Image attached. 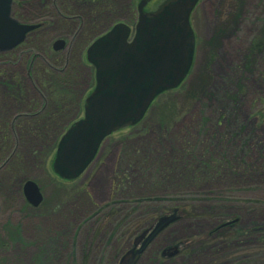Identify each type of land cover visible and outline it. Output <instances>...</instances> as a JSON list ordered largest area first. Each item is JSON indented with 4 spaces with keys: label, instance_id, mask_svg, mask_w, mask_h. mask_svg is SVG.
Listing matches in <instances>:
<instances>
[{
    "label": "rangeland",
    "instance_id": "1",
    "mask_svg": "<svg viewBox=\"0 0 264 264\" xmlns=\"http://www.w3.org/2000/svg\"><path fill=\"white\" fill-rule=\"evenodd\" d=\"M234 1L208 0L204 5L195 8L192 24L197 35V46L195 62L188 77L177 88L157 96L144 117L137 124L109 135L100 145L93 161L72 182L59 180L49 173V168L47 175L34 168V155L31 152L32 149H37L36 153L40 151L42 156L43 153H48V162L53 152L51 145L59 140L74 121L82 117L84 98L92 89L94 69L92 67L91 69L88 68L84 55L82 57L83 61L81 60L80 63L76 60L78 51L82 52L92 40L104 33L120 16H126L128 13L125 8H119L116 5L111 7L98 6L96 7V14L94 13L96 15L95 21L85 22L82 34L74 39L71 35H67V42L69 45L73 42L72 48L77 52L73 57L74 67L78 71V80L75 84L78 89L80 110L76 115L74 110H70L68 114L64 108L63 116L59 117L58 120L46 119L40 121L39 126L45 128L40 130V133L39 131L36 134L23 132L18 135L19 148L16 158L11 159L12 169H2L0 171V206L2 207L0 211V229L7 221L19 223L23 242H17L1 249L0 264H34L33 259L35 255L39 254L43 246L46 251L41 261L42 264H112L108 261L114 253L115 247L121 245L118 242L120 239L114 242V238H109V234L115 229L113 222L104 227L102 231L98 230L96 238L92 237V233H88V229L91 224L96 222L93 231L96 230L99 224L102 223L98 221L101 216L90 217L91 214H88L90 205H83L82 210L85 213L77 222L71 221L68 217H65V220L62 217L63 213H66L62 202L65 199H76L78 193H74L70 189L74 186L76 189L78 187L85 190L90 204L93 203L99 206L107 203L111 199L112 177L116 173L119 152H123L127 145L129 147L123 155L125 159L129 158L130 146H148L157 150L160 147L162 149L177 147V138L184 137L183 131H186L192 141L194 138L196 139V148L200 141L212 138L214 143L220 147L219 151L224 148L228 156H234L235 150L238 149L241 156L246 157L248 155V160L254 162V164L258 162L264 168V52L259 61L261 77L251 75L247 81L243 80L246 90L239 95L236 101H233V94L238 89L242 77V72L237 71L238 62L240 63L244 59L248 40L258 36L262 23L254 22V17L259 14V18L264 19V10L263 8H254L257 0H244L240 7L242 16L240 22L229 25L224 33L227 37L221 40V38H218L220 36L218 32L222 23L221 20H229L228 15L232 14L230 5ZM54 24L53 27L48 28L47 32L45 31V34L43 33L41 36L33 35L29 38L31 48L40 52V55L41 52H46L47 47L57 36L66 34V31L72 29L70 23L56 22ZM66 50L68 51L67 47ZM24 67L20 62L15 65L7 62L0 66V80H9L15 76L26 79ZM65 78L70 79L71 77ZM26 89V95L33 96L35 94L31 89L27 87ZM3 90L0 87L1 114L10 112L14 108L12 99ZM63 102H66L68 107L71 106L68 97L63 99ZM162 122H167V127L163 128ZM235 132L237 135L233 137L232 135ZM156 156L155 152V156L151 160H154ZM12 160H14V163H12ZM154 163L152 161V170L158 167L154 166ZM137 166L140 168L139 162ZM162 175L165 183L163 187H165L167 184L169 185L170 176L165 172ZM261 176L260 179L263 180ZM182 177L183 175L178 178ZM26 178L36 181L41 186L44 197L43 205L39 209L29 210L25 207L27 217L23 218L16 198L20 202L18 187ZM148 180H151L150 175L140 180L141 183L138 184V188L137 184L135 187L129 188L130 194L123 196L124 200L127 199V202L123 201L121 205L124 210L133 208L134 205L129 202L131 200L129 197L141 196L144 193L143 191L146 190L145 185ZM261 180L259 181L257 177H254L248 183L240 184L236 182L240 185L232 187L223 185L219 188L236 197L264 201V180L262 182ZM200 184V189L206 191L211 189L210 185L212 184L209 181ZM148 185V191L151 190L153 196L163 197V195H166L165 199L172 197L170 194H163V190L158 191L150 184ZM153 190L158 192L155 193ZM192 196L211 198L212 194L196 193ZM58 203L60 205H55ZM164 203L166 202L157 201L152 206L156 208ZM252 204H247L248 207L250 206L248 210H253L251 208ZM260 208H263L262 205H256L255 210H260ZM135 213L136 211L133 215ZM250 213L252 214V212ZM165 214H168V212L162 215ZM50 215H59V217L51 218ZM133 215L129 218L134 219ZM259 215L263 216L264 213ZM248 219L245 216L242 224L246 225ZM209 224L208 219L204 217L176 215V219L154 239L149 251L163 248L161 256L170 258H166L164 261L167 264H174L184 259L189 263L191 262V264H204L209 255V249H205L204 245L198 246V249H196H203L202 254L199 255L197 254L199 251H196L187 258L178 254L175 255L177 252L174 255H167L162 252L175 246V242H184L185 239L191 236L207 231ZM61 231L67 235L64 241L54 242V239H48L50 234ZM3 232L0 230V234H3ZM44 236L45 239L42 242ZM131 246L132 241L125 247L121 255ZM179 248L180 246L177 247V251ZM121 255L115 264L118 263ZM153 261L154 259H150L144 253L136 264L157 263Z\"/></svg>",
    "mask_w": 264,
    "mask_h": 264
},
{
    "label": "trees",
    "instance_id": "2",
    "mask_svg": "<svg viewBox=\"0 0 264 264\" xmlns=\"http://www.w3.org/2000/svg\"><path fill=\"white\" fill-rule=\"evenodd\" d=\"M243 2L244 0H235L230 5L231 15L238 20L242 17L240 7ZM254 8H263L264 10V0H257ZM254 22H261L262 26L260 27L258 36L248 40L244 59L240 62L241 64L238 62L237 71L242 72V77L240 78L241 82L238 84V89L234 93L236 100L246 90L243 80L247 81L251 75L261 77L259 66L260 58L255 57L254 60L250 54H257L259 52L258 43L264 40V19L259 18V14H257L254 17ZM263 52L264 49L259 53L262 55ZM68 74L71 77V71ZM65 76V74L58 75L49 72L46 74V78L50 80H65ZM161 124L163 128L168 125L167 122H162ZM183 132L184 137L180 136L176 140L177 147L164 149L160 147L157 150L148 146H130L129 158L125 159L123 155L124 151L129 147L127 145L124 148L125 150L119 152L118 155L116 173L112 177L111 199L107 203L99 206L93 203L90 204L85 190L78 187L76 189V187L72 186L70 189L74 193L77 192L78 196H76L75 200L65 199L62 202V206L66 212L65 214L63 213L62 217L65 220V217H68L71 221L77 222L85 213L82 210L83 205H90L89 211L87 210L88 214H91L90 217L101 216L98 221L102 222H100L101 224H99L96 230L93 231V226L96 222L91 224L88 229V233H92V237L94 236L95 238L98 236V230L102 231L104 227L113 222L112 224L115 229L109 234V238H114V242L120 239L118 242L122 246L117 245L115 247L114 253L108 261L112 264L117 262L125 247L131 243L136 235L149 229L160 215L166 212L170 213L174 209H176L178 216H200L208 219L210 223L206 229L207 231H202L196 236H191L185 239L184 242H175V244L180 246L175 255L178 254L187 258L196 251H199L197 254L200 255L203 253V249H196H198V246L204 245L203 247L205 249H209L208 260L204 264H264V215H259L264 213V201L236 197L219 188V186L223 185L232 187L248 183L254 177H257L260 181L261 175L264 180L263 166L258 162L254 164V162L248 160V155L246 157L241 156L238 149L235 150L234 156H228L224 148L219 151L220 147L214 143L212 138L200 141L196 148V139L194 138L192 141L186 131ZM236 135L237 133L235 132L232 136L235 137ZM155 152L157 156L154 160H151L154 158ZM152 161L155 162L154 166H158L153 170V165H151ZM138 162L140 163V168L137 166ZM163 172L170 176L169 185L167 184L165 187H163L165 184L162 175ZM149 175L151 180L147 181L145 185L146 190L143 191L144 193L141 196L129 197L131 199L129 202H132L134 206L131 209L124 210L121 205L123 201L127 202V199L124 200L123 196L130 194L129 188L135 187L136 184L138 188V184L141 183L140 180ZM182 175V178H178ZM204 181H209L212 184L210 185V190L206 191L199 188L201 186L200 183ZM148 184L158 191L163 190V194H170L172 197L165 199L166 195H163V197L153 196L154 194L150 192L151 190L148 191ZM156 190L153 191L156 193L158 192ZM196 193H211L212 197L196 198L192 196ZM185 195H188V197ZM132 197L136 198L133 199ZM19 199L20 202L16 198L19 211L23 218L27 217L25 204H23L20 197ZM157 201H165L166 203L154 208L152 205ZM251 203H253L251 206L253 208L252 211L248 210L250 206H247V204ZM256 205H262L263 208L255 210ZM134 211H136L135 215H133ZM132 215L134 219L129 218ZM245 216L249 218L246 225L242 224ZM50 217H59V215H50ZM95 221L97 220L95 219ZM0 230L4 231L3 234H0V250L8 245L23 242V235L19 223L7 221L2 225V229ZM45 236L42 242H44ZM66 236L61 231L50 234L48 239H54V242L64 241ZM152 242L142 254L146 253L150 259H154L153 262H157L156 264H167L164 261L169 257L161 256L163 248L149 251ZM43 247L39 254L35 255L33 259L34 264H42L41 261L46 251ZM142 254L139 258H141ZM174 264H191V262L189 263L184 259Z\"/></svg>",
    "mask_w": 264,
    "mask_h": 264
},
{
    "label": "water",
    "instance_id": "3",
    "mask_svg": "<svg viewBox=\"0 0 264 264\" xmlns=\"http://www.w3.org/2000/svg\"><path fill=\"white\" fill-rule=\"evenodd\" d=\"M148 0L137 5V20L131 28L116 22L96 37L85 50L94 68V85L85 96L82 117L59 138L50 167L63 180L77 178L94 159L109 135L137 124L152 101L177 88L187 76L194 57L195 33L190 13L197 0H163L146 9ZM0 0V50L22 40L33 26L19 24L8 16ZM57 39L53 49L63 47ZM25 199L38 206L42 194L35 181L23 184ZM176 219V210L160 216L155 224L132 240V246L117 264H135L147 245ZM173 246L163 254L173 255Z\"/></svg>",
    "mask_w": 264,
    "mask_h": 264
},
{
    "label": "flooded vegetation",
    "instance_id": "4",
    "mask_svg": "<svg viewBox=\"0 0 264 264\" xmlns=\"http://www.w3.org/2000/svg\"><path fill=\"white\" fill-rule=\"evenodd\" d=\"M139 1L140 0H3L1 6H8V16L10 18L14 19L19 24H28L33 27L23 35L22 40L17 44L0 50V66L6 64L7 62L12 65L20 62L23 64V67L25 66L24 68L26 74V79H21L20 77L15 76L9 80H0V87L4 89L3 91H6L7 96L11 98L14 103L12 111L7 113L4 112L2 114L0 113V171L2 169H12L10 163L11 159L18 153L19 134L23 132L36 134L37 131L40 133V130L45 129L39 126L40 121H44L46 119L58 120L59 117L63 116L62 112L64 111V108L68 114L70 110H74L76 115L79 113L80 102L77 85L75 84L78 80V71L74 67L75 62L73 57V55L77 54V52H75L72 48L73 42H71L70 45L67 42V35H71L74 39L82 34L85 28L84 23L95 21V14L97 12L96 7H111L115 5L119 6V8H125L128 13L126 16H120L116 22H124L127 24L131 28L130 34L132 35L133 27L137 20V5ZM162 1L163 0H148L145 4V8L149 9L155 7ZM207 1L208 0H197L194 4V8L190 13V22L192 26V18L195 8L204 5ZM24 12L27 13L23 14ZM228 19L229 20H221L222 23L220 24L218 32L220 35L218 38H221V40H224V38L227 37L224 33L225 29L229 25L240 22L232 15H228ZM56 22L64 24L70 23L72 24V29L66 31V34L57 36L56 39H54L47 47V50H45L46 52H41L42 54L40 55V52L31 48L29 38L33 35L41 36L43 33L45 34L48 28L53 27ZM112 25L113 24H111L106 30H108ZM57 39H63L64 43L62 48L55 50L53 49V43ZM196 46L197 35L195 32V52L191 69L195 62ZM66 47L68 51H65ZM86 47L82 50V52L78 51L76 60L79 63L81 60L83 61L82 57L85 55ZM258 47L259 52L264 49V40L263 42L260 41L258 43ZM259 52L257 54L251 53V58H254V60L255 57L261 58V53ZM87 66L88 68L91 69L92 67L93 69V66L89 63ZM70 71L72 73L70 79L50 80L46 78V74L48 72L58 75L65 74V77H68V73H70ZM26 87L31 89L35 94L33 96L26 95ZM66 97H68V101L71 103V106L69 107L66 102H63V99H66ZM233 97V101H236L235 94H233ZM61 130H63V128H61ZM55 145L56 143L51 145L53 152L55 150ZM36 150L37 149H32L31 152L34 155L33 166L37 170H40V172L47 175L50 165L49 161L53 152L47 162L48 153H43V157L41 152L37 151L36 153ZM13 161L14 160H12V163H14ZM28 179L29 178H26L22 183H20L18 187V195L22 199L23 204H25L26 209L37 210L43 203L44 194L41 191V186L35 181L42 194V201L38 206H32L28 203L23 193V184ZM1 209L2 207L0 206V211Z\"/></svg>",
    "mask_w": 264,
    "mask_h": 264
}]
</instances>
